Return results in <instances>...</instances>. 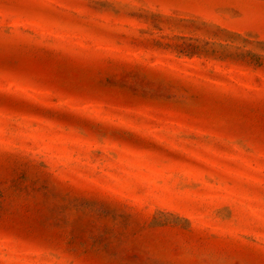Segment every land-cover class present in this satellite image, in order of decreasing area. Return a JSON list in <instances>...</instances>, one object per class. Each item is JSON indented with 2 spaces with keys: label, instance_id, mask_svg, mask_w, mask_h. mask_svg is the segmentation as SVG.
<instances>
[{
  "label": "rangeland",
  "instance_id": "1",
  "mask_svg": "<svg viewBox=\"0 0 264 264\" xmlns=\"http://www.w3.org/2000/svg\"><path fill=\"white\" fill-rule=\"evenodd\" d=\"M0 264H264V0H0Z\"/></svg>",
  "mask_w": 264,
  "mask_h": 264
}]
</instances>
